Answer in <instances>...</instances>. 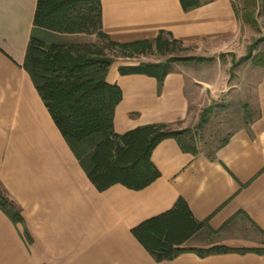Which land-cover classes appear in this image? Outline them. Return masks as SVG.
Here are the masks:
<instances>
[{"label":"crops","instance_id":"crops-1","mask_svg":"<svg viewBox=\"0 0 264 264\" xmlns=\"http://www.w3.org/2000/svg\"><path fill=\"white\" fill-rule=\"evenodd\" d=\"M196 1L185 12L180 0H100V32L109 43L131 46L163 33L190 52L187 58L206 60L172 63L160 88L154 78L121 75L136 66L114 61L106 75L121 91L114 132L192 131L207 110L202 128L230 110L245 112L247 121L232 120L218 145L203 151L195 144L194 154L165 139L151 153L156 181L140 191L114 185L99 192L23 69L37 0H0V192L23 221L14 225L0 211V264H264V255L192 253L157 263L132 235L178 200L216 232L214 245L256 248L242 232H264V69L241 61L240 32L249 26L236 17L233 1Z\"/></svg>","mask_w":264,"mask_h":264},{"label":"trees","instance_id":"trees-1","mask_svg":"<svg viewBox=\"0 0 264 264\" xmlns=\"http://www.w3.org/2000/svg\"><path fill=\"white\" fill-rule=\"evenodd\" d=\"M232 1H238L241 6L240 10L234 8L236 17L243 24L255 27L256 10L262 0ZM180 2L185 12L198 6L196 0ZM33 26L23 69L80 168L97 191H105L114 185L140 191L151 185L160 177L151 162V153L165 139L175 140L183 152L196 153L190 130L173 132L166 126H145L122 136L115 134L113 119L121 101V91L106 82L108 69L114 61L103 52L95 51L94 46L67 43L63 37L87 34L105 39L100 32V0H37ZM40 33L56 36V39L46 42L38 37ZM162 36L160 33L154 40L158 51L165 45ZM109 44L131 49L150 42L131 46ZM251 47L243 60H251L252 66L264 69V51L252 56L255 46ZM203 61L206 60L177 58L165 64L122 68L119 72L121 75L154 78L160 88L172 63ZM207 113L208 110L202 113L196 129L206 123ZM0 211L14 225L23 224L19 211L1 192ZM201 228L211 236L216 234L209 230L207 222H197L187 205L178 200L173 210L142 223L132 230V235L157 263L172 261L186 253L200 258L227 254L264 255V249L218 245L207 249L184 247L186 239ZM23 236L28 243L30 239L25 232Z\"/></svg>","mask_w":264,"mask_h":264},{"label":"rangeland","instance_id":"rangeland-1","mask_svg":"<svg viewBox=\"0 0 264 264\" xmlns=\"http://www.w3.org/2000/svg\"><path fill=\"white\" fill-rule=\"evenodd\" d=\"M235 9L240 10L241 6L238 1L232 2ZM258 9L256 10L257 16L255 14L256 25L255 27H244L241 29V35L245 39L246 44V54L249 53V48L255 46V50L252 52V56H256L260 52L264 51V0L262 4L259 3ZM161 51L157 50L156 43L154 41L150 42L149 45H141L131 49H120L111 46L105 39L98 38L95 35L81 34L78 37L69 36L66 39L68 43L74 44H86L88 46H94L95 51L103 52V54L112 59L113 61L121 62L125 66H139L142 64H156V63H166L172 59L177 58H187L190 56V52L184 49L179 44L173 42L170 38L162 36ZM251 47V48H252ZM245 61V60H241ZM240 61V62H241ZM250 64L251 60H250ZM235 63H233L231 70L235 69ZM245 112L237 111H227L226 113H221L211 121L204 128L192 130L190 137L192 138L194 144H196L203 151L206 149L214 148L220 141L226 137L225 131L229 130L230 123L234 120L237 124L238 121H247V118H243ZM229 125V126H228ZM168 131H174V128H168ZM255 243L254 249H264V233H251L249 231L242 232L243 239H250ZM249 237V238H248ZM219 237H212L208 232L201 228L196 231L191 237L186 239L183 246L189 249H207L216 243Z\"/></svg>","mask_w":264,"mask_h":264}]
</instances>
